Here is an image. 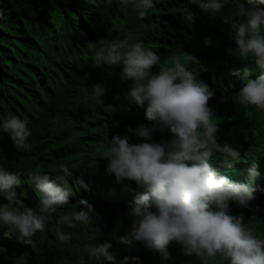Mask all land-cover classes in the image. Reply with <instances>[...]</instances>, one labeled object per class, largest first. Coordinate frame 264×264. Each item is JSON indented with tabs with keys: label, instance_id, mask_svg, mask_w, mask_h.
<instances>
[{
	"label": "trees",
	"instance_id": "1",
	"mask_svg": "<svg viewBox=\"0 0 264 264\" xmlns=\"http://www.w3.org/2000/svg\"><path fill=\"white\" fill-rule=\"evenodd\" d=\"M237 4H245V0H228L222 14L231 17ZM182 6L192 14V21L180 12ZM237 22L203 12L188 0H157L143 19H137L131 8L119 7L115 0L110 7L103 0H0V120L16 116L32 132L27 152L17 151L8 134L0 132V165L21 172H48L51 180L66 182L73 189L69 205L49 218L45 232L33 236V247L0 228V264H79L87 246L97 241L111 243L109 253L116 264L125 257L130 261L138 257L140 264H161L159 255L143 242H119L130 230L129 204L145 190L132 181L117 183L105 171L107 138L126 135L127 128L149 123L144 109L126 99L131 81L121 79L122 66L94 67L89 59V44L99 47L122 27L127 29L120 32L123 38L141 40L160 56V64L150 69L153 74L170 65L174 56L183 59L186 53L198 59L199 64L189 65V70L214 93L208 104L219 118L218 143L238 150L242 159L232 169L214 167L231 181L255 188V198L247 209L230 201L229 212L243 215L245 227L264 237V112L243 109L234 102L245 82L231 74L247 66L254 79L261 70L251 58L241 61L231 54L236 47L231 35ZM204 38L210 40L209 45L203 43ZM97 84L105 88L101 101L92 98V86ZM169 139L167 131L152 133V142ZM129 142L141 140L130 136ZM253 161L260 172L255 180L248 175ZM61 163L71 172L63 181L55 171ZM12 199L21 208L37 206L21 189ZM82 199L96 214L91 223L73 229L58 225V216L73 206L80 210ZM58 228L71 232L69 244L57 240ZM168 250L171 264H198L175 243ZM85 262L109 264L103 258H85Z\"/></svg>",
	"mask_w": 264,
	"mask_h": 264
},
{
	"label": "clouds",
	"instance_id": "2",
	"mask_svg": "<svg viewBox=\"0 0 264 264\" xmlns=\"http://www.w3.org/2000/svg\"><path fill=\"white\" fill-rule=\"evenodd\" d=\"M112 6L114 0H103ZM121 8H131L137 19L145 18L156 7L157 0H115ZM228 0H188L201 11L221 16L233 25L231 39L236 47L231 54L241 61L251 58L261 71L254 79L252 70L245 66L232 71L243 80L244 86L235 95L234 102L243 109L254 107L264 112V0H245L237 4L231 17L222 13ZM181 13L188 21L193 16L186 6ZM121 28L112 39L102 40L96 47L89 44L90 62L94 67L122 66L120 77L131 81L126 99L144 109L148 125L127 128L126 135L112 136L108 140L103 158L107 160L106 173L114 176L117 183L132 181L145 191L138 193L129 204L127 216L131 220L127 235L119 242L128 245L133 241L145 246L160 257L161 264H171L170 244L180 246L183 255L195 258L198 264H264V237L254 235L245 227L243 215H232L229 202L247 209L254 200L255 188L251 184L237 183L218 174L214 164L232 169L241 162V154L227 143H218L219 118L208 102L214 93L189 65H198L196 57L183 53L174 56L170 65L158 73L150 69L160 64V56L144 46L143 41L123 38ZM203 43L210 44L208 38ZM92 98L101 101L105 88L92 86ZM154 131L170 134V139L152 142ZM0 132L7 133L13 147L19 152L31 148L32 132L23 119L11 116L0 120ZM243 135L247 139V132ZM140 138V143H130L129 137ZM63 181L71 174L64 164L55 169ZM22 174V175H21ZM251 180L260 176L253 161L248 168ZM82 183V182H81ZM86 187V185H85ZM35 201V208L18 207L13 201L19 190ZM73 189L65 182L51 180L48 172L27 170L24 172L0 165V228L5 234L15 236L25 245L34 246L33 236L43 233L49 218L58 209L69 205ZM7 199L8 203L1 199ZM57 218V224L66 229L88 225L94 215L93 207L85 200L78 202ZM215 209V210H214ZM57 240L69 244L71 232L57 230ZM109 242H95L86 248V256L79 264L101 258L116 264L110 255ZM121 264H140L139 258L125 257Z\"/></svg>",
	"mask_w": 264,
	"mask_h": 264
}]
</instances>
